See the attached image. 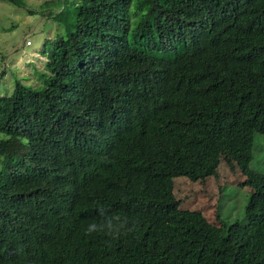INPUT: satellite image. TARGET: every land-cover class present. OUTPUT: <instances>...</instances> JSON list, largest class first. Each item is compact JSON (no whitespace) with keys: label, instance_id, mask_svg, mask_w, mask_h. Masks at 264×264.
Segmentation results:
<instances>
[{"label":"trees","instance_id":"16d2710c","mask_svg":"<svg viewBox=\"0 0 264 264\" xmlns=\"http://www.w3.org/2000/svg\"><path fill=\"white\" fill-rule=\"evenodd\" d=\"M72 8L40 85L0 95V264H236L264 185L216 227L170 178L215 176L220 145L248 164L264 136V0Z\"/></svg>","mask_w":264,"mask_h":264},{"label":"rangeland","instance_id":"374dc122","mask_svg":"<svg viewBox=\"0 0 264 264\" xmlns=\"http://www.w3.org/2000/svg\"><path fill=\"white\" fill-rule=\"evenodd\" d=\"M75 1H0V95L9 94L15 80L40 85L49 43L72 22ZM216 155L215 176L194 181L183 176L170 178L172 194L179 210L198 212L210 225L243 224L247 194L264 185V136L254 134L248 164L222 145ZM232 246L237 251L236 264H264V226L241 228Z\"/></svg>","mask_w":264,"mask_h":264},{"label":"clouds","instance_id":"9594fccd","mask_svg":"<svg viewBox=\"0 0 264 264\" xmlns=\"http://www.w3.org/2000/svg\"><path fill=\"white\" fill-rule=\"evenodd\" d=\"M94 225H91L88 229L89 232L93 231Z\"/></svg>","mask_w":264,"mask_h":264},{"label":"built area","instance_id":"2783aa9c","mask_svg":"<svg viewBox=\"0 0 264 264\" xmlns=\"http://www.w3.org/2000/svg\"><path fill=\"white\" fill-rule=\"evenodd\" d=\"M25 45H26V46H29V42H28V41H26V42H25Z\"/></svg>","mask_w":264,"mask_h":264}]
</instances>
